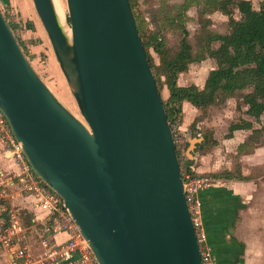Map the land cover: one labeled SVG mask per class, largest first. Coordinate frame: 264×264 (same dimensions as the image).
Instances as JSON below:
<instances>
[{"label": "water", "instance_id": "obj_1", "mask_svg": "<svg viewBox=\"0 0 264 264\" xmlns=\"http://www.w3.org/2000/svg\"><path fill=\"white\" fill-rule=\"evenodd\" d=\"M84 121L0 8V109L99 264H203L171 122L130 0H33Z\"/></svg>", "mask_w": 264, "mask_h": 264}, {"label": "trees", "instance_id": "obj_2", "mask_svg": "<svg viewBox=\"0 0 264 264\" xmlns=\"http://www.w3.org/2000/svg\"><path fill=\"white\" fill-rule=\"evenodd\" d=\"M171 1L172 4L165 2L167 5L162 8V26L154 32L148 29L146 20L137 10L136 2L130 0V4L157 87L160 93L163 85L168 89L167 99H162L171 124L178 119L180 122L183 101H189L202 110L201 117L197 116L188 131L192 134L195 129L197 130L195 133H202L195 151L204 154L206 149L218 143L212 129L205 131L198 129V123L209 106L222 105L238 91L248 90L242 96L243 104L246 105L245 113L253 116L258 122L264 115V0L257 9L253 7L251 0H239L237 6L242 14L240 18L234 16L237 0ZM192 7L197 9L199 23V29L194 34L193 40L188 28L191 19L188 11ZM216 11L228 16L229 29L226 33L211 28L210 15ZM26 28L33 29L34 25L27 22ZM169 29L178 36L175 48H172L168 41ZM151 49L159 55V64L154 62ZM206 58H212L216 66L209 71L202 88L196 84L184 86L178 83L180 73L186 71L191 63ZM239 129L251 130L248 140L239 145L243 149L254 147L250 141L256 140L264 132L263 127L255 128L252 121L242 117L239 122L230 124L226 137H231L233 132ZM178 154L180 156L179 150ZM187 165L189 172L198 173L192 160H189ZM213 175L218 179L235 177L249 179V176H234L229 171L213 173ZM21 213L28 232L29 227L34 223L33 214L25 209H22Z\"/></svg>", "mask_w": 264, "mask_h": 264}, {"label": "rangeland", "instance_id": "obj_3", "mask_svg": "<svg viewBox=\"0 0 264 264\" xmlns=\"http://www.w3.org/2000/svg\"><path fill=\"white\" fill-rule=\"evenodd\" d=\"M136 2V7L139 13L144 17L147 23V27L151 32L157 31L162 26L163 6L172 4L170 0H134ZM178 1V0H174ZM239 0L236 1L234 16L236 18L242 17L241 12L238 9ZM262 0H252L253 7L260 6ZM60 3L63 8L65 24L69 27V13L67 0H60ZM0 8L8 18L9 13H14V16L17 20L20 21V36L19 42L22 45L23 51L30 61L31 65L35 71L39 74L42 80L49 86V88L54 92V94L69 108L76 116L84 121L83 116L78 108L77 102L70 91L66 78L60 68L59 62L55 56L52 45L48 38V35L41 23V20L36 12L34 7L33 0H0ZM189 13L193 15L191 20L188 22V28L190 31L191 40H193L194 34L199 29V24L197 20V11L195 8L189 9ZM212 23L211 28L220 33H226L229 29L228 27V16L222 14L219 11L211 14ZM27 22H31L34 25L33 29H27ZM12 24V23H11ZM13 26V25H12ZM166 32V31H165ZM168 41L172 48H175L178 41V36L174 35L171 32V29L168 31ZM151 55L154 58V62L159 64L160 58L159 55L153 50H150ZM205 62V63H204ZM204 63V64H197ZM194 67L187 74L182 75V82H195L201 84L204 76L208 73L211 67H215L216 63L212 58H206L200 62H194ZM238 91L234 97L228 98L222 105H216L214 109L218 113L217 117V130L218 135L221 139L226 138L227 133L229 132V126L233 122H239L243 116H247L245 113L246 105L243 104L242 96L245 92ZM161 95L163 99H167V88L163 85L161 88ZM201 114V113H199ZM200 116V115H199ZM201 117V116H200ZM202 119V118H201ZM203 121V120H201ZM181 121L179 122V125ZM255 128H264V115L261 117L260 121L254 119ZM190 128V127H189ZM186 131H181L183 134V143L180 144V155L183 156L185 163L189 160L193 161L194 166L197 168L198 165L204 166L207 170L211 167L216 169V173L229 171L234 176L241 175L248 177V175L242 174V168L246 172H250L249 178L263 177L264 178V152L256 153L257 160L251 157V154H254L255 148L259 147L260 143H264V132L261 136L257 137L256 140L250 141L251 145H254L252 148H240V146H227L219 147L217 150L219 152L214 153V156H207L206 159L203 158L202 153L195 151L197 143L201 140L202 133H195L197 130L194 129L192 134L189 133L190 129ZM197 129V127H196ZM198 129L200 131H205L209 129L204 124H199ZM189 130V131H188ZM235 132V131H234ZM251 132V130H250ZM194 133V134H193ZM188 134V135H187ZM200 134V135H198ZM197 136V137H196ZM258 142L257 144H255ZM217 145V144H216ZM217 147V146H214ZM261 147V145H260ZM213 147H210L204 151V155H207ZM261 148L257 149L260 150ZM242 151H245L242 152ZM250 154V155H249ZM259 155H261L262 163L259 162ZM206 170V169H205ZM220 170V171H218ZM207 173H215L212 171H205ZM239 177V176H238ZM243 180L240 177L232 178ZM231 179V180H232ZM223 179H219L218 182L214 183L213 186L221 184ZM227 193L221 195L222 200L227 198ZM34 235V234H29ZM39 240V236H35L33 239V244H36ZM262 241V237L259 239V242ZM252 244V242H251ZM252 246V245H251ZM31 252L36 255H40L42 248L40 246L34 245L30 248ZM234 252V251H233ZM264 264V261L263 263Z\"/></svg>", "mask_w": 264, "mask_h": 264}, {"label": "built area", "instance_id": "obj_4", "mask_svg": "<svg viewBox=\"0 0 264 264\" xmlns=\"http://www.w3.org/2000/svg\"><path fill=\"white\" fill-rule=\"evenodd\" d=\"M6 19L19 40L20 21L13 12ZM171 127L177 150L181 151L183 134L179 119ZM0 134L7 143L8 156L19 168L18 172L0 186V264H99L73 216L64 207L62 197L31 166L1 109ZM180 162L186 200L196 228L203 264H216L203 226L200 192L219 179L211 173L192 174L187 170L188 165L181 155ZM25 194L32 196L36 205L47 212L39 233L42 252L38 256L31 252L27 244L28 232L23 223L22 209L11 201L14 195ZM57 232H65L68 237L58 242L54 238Z\"/></svg>", "mask_w": 264, "mask_h": 264}, {"label": "crops", "instance_id": "obj_5", "mask_svg": "<svg viewBox=\"0 0 264 264\" xmlns=\"http://www.w3.org/2000/svg\"><path fill=\"white\" fill-rule=\"evenodd\" d=\"M192 8L196 9V7ZM254 8L257 9L259 8V6ZM188 14L190 17H193V15L189 13V11ZM204 63L197 64L201 65ZM193 64L194 63H191L186 71L180 73L178 83L184 86L196 84L200 88H202L212 67L204 76L201 84L192 81L188 83L182 82V75L190 72V70L194 67ZM168 95L169 92L167 89L166 97H168ZM215 106L216 105L209 106L206 114L202 116L201 120L203 121L200 120V122L198 123V126L199 124H204L209 127V129H212L214 131V137L218 141L217 145H214L217 147L213 146V149L207 155L202 154L203 158L205 159L207 156L215 157L214 153L219 152L217 150L218 146L224 147L225 145H232L239 147V145L245 143L248 140V137L251 133L250 130L239 129L233 132L231 137H224V139H221L218 135L216 125L218 113H216V111L214 110L216 109ZM182 108L183 112L180 120V128L181 131H186L193 123V121L197 118V116L200 115L199 113H202V110L194 106L189 101H183ZM243 118L252 122H254L255 119L250 115L243 116ZM260 145L259 147L254 149V154H251V157H253L254 155L253 159L256 157V153L264 152V143H260ZM259 148L261 149L257 150ZM6 150L7 143L0 134V186L10 176H13L16 172L19 171L17 164L11 157L8 156ZM258 157L259 162L262 163L261 155H259ZM255 159L257 160V158ZM195 170L198 173H207L205 171H212V173H216L217 171L216 169H212L211 167L207 170V168H204V166L201 165H198L197 168L195 167ZM249 173L250 172H246L242 168V174L249 176ZM226 193L228 195L227 198L222 200L221 195ZM200 197L203 202V226L206 230L208 244L211 246V252L216 260V264L263 263L264 178L261 176L256 178H249L248 180L223 179L221 184L216 186L211 185L201 190ZM11 201L13 205L21 209H25L33 214L34 223L29 227L30 232L28 231L27 244L30 248H32V246L34 245L40 246L39 240L36 244H33V239L35 236H39V233L43 228V221L46 217L47 212L41 207L37 206L35 199L30 195H14ZM29 234L34 235L31 236ZM67 237L68 236L65 232H57L54 235L55 240L58 242L65 240ZM261 237L262 241L259 242V239ZM35 256H38V254H36Z\"/></svg>", "mask_w": 264, "mask_h": 264}, {"label": "bare ground", "instance_id": "obj_6", "mask_svg": "<svg viewBox=\"0 0 264 264\" xmlns=\"http://www.w3.org/2000/svg\"><path fill=\"white\" fill-rule=\"evenodd\" d=\"M54 1H55V6L57 9L58 15H59L61 21H63L64 13H63V8H62V5L60 3V0H54Z\"/></svg>", "mask_w": 264, "mask_h": 264}]
</instances>
